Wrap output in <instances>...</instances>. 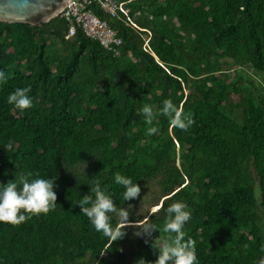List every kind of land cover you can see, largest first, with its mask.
I'll return each mask as SVG.
<instances>
[{"label":"trees","instance_id":"16d2710c","mask_svg":"<svg viewBox=\"0 0 264 264\" xmlns=\"http://www.w3.org/2000/svg\"><path fill=\"white\" fill-rule=\"evenodd\" d=\"M116 1V17L91 9L122 40L118 56L81 31L66 39L61 16L40 27L0 23V184L57 177L53 211L0 223V264H155L176 201L191 212L184 230L198 264H262L264 89L242 71L264 77V0ZM24 87L33 106L21 111L8 96ZM166 99L192 114L187 131L163 115L144 122L143 106L159 112ZM117 172L140 189L158 185L143 216L123 199ZM94 180L130 211L117 241L77 205L94 198ZM144 217L159 232L137 235Z\"/></svg>","mask_w":264,"mask_h":264},{"label":"clouds","instance_id":"9594fccd","mask_svg":"<svg viewBox=\"0 0 264 264\" xmlns=\"http://www.w3.org/2000/svg\"><path fill=\"white\" fill-rule=\"evenodd\" d=\"M0 82L6 83V76L2 71H0ZM30 92V87L18 88L8 96V103L21 111L29 109L33 106L32 98L29 96ZM140 111L147 125H152L157 115L168 117L170 126L182 131H187L195 123L192 114L184 113L182 106L177 107L171 99L163 101V107L159 112H154L153 106L149 104H145ZM157 132V127L147 129L149 135ZM4 148L6 151L12 150V143L9 142ZM32 175L31 172L22 175L19 183L14 180L7 184H0V223L19 226L33 216L48 214L56 208L57 193L54 191V185L57 177L29 179ZM114 179L116 184L124 187L125 191L122 195L125 201L139 197L141 189L137 183H133L132 178L117 172ZM90 192L94 193V198L88 194L77 202L81 212L87 216L97 232H102L112 242L121 239L125 234L122 229L129 226V209L123 207L118 209L111 195L106 189H102L99 180L93 181ZM162 207L163 202L154 211ZM110 214H116L119 217L116 227L112 226V215ZM190 219L191 212L186 203L176 201L167 207L163 231L169 235L160 242L155 264H198L196 241L191 237L186 239L184 230L185 224ZM150 220V217H144L143 220L136 222L134 227L141 230L136 233L137 235L143 233L151 236L153 232H159L158 225ZM137 264H146V261L140 259Z\"/></svg>","mask_w":264,"mask_h":264},{"label":"built area","instance_id":"2783aa9c","mask_svg":"<svg viewBox=\"0 0 264 264\" xmlns=\"http://www.w3.org/2000/svg\"><path fill=\"white\" fill-rule=\"evenodd\" d=\"M96 3L105 13L113 17L119 15L120 4L116 0H65L66 5L59 16L68 24L66 39L73 38L81 31L86 38L98 42L105 50L118 56L115 49L122 45V40L106 23L96 17L91 9Z\"/></svg>","mask_w":264,"mask_h":264},{"label":"water","instance_id":"95a60500","mask_svg":"<svg viewBox=\"0 0 264 264\" xmlns=\"http://www.w3.org/2000/svg\"><path fill=\"white\" fill-rule=\"evenodd\" d=\"M65 0H0V23L40 27L59 17Z\"/></svg>","mask_w":264,"mask_h":264},{"label":"rangeland","instance_id":"374dc122","mask_svg":"<svg viewBox=\"0 0 264 264\" xmlns=\"http://www.w3.org/2000/svg\"><path fill=\"white\" fill-rule=\"evenodd\" d=\"M230 75V74H229ZM242 75L247 81H254L256 84H261L264 89V77L256 75L250 69H243ZM231 76V75H230ZM158 185L156 183L146 184L140 192L138 198L134 200L133 208L140 215H144L147 209H151V204L158 197Z\"/></svg>","mask_w":264,"mask_h":264}]
</instances>
